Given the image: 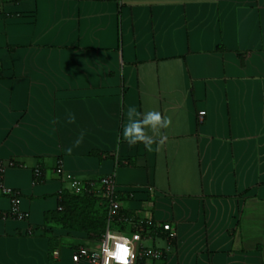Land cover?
I'll return each mask as SVG.
<instances>
[{
  "label": "crops",
  "instance_id": "1",
  "mask_svg": "<svg viewBox=\"0 0 264 264\" xmlns=\"http://www.w3.org/2000/svg\"><path fill=\"white\" fill-rule=\"evenodd\" d=\"M130 106L171 118L160 150L124 140ZM0 160L27 213L0 192V264H90L72 253L104 233L46 222L58 161L115 174L120 209L160 227L149 264H264V0H0Z\"/></svg>",
  "mask_w": 264,
  "mask_h": 264
},
{
  "label": "built area",
  "instance_id": "2",
  "mask_svg": "<svg viewBox=\"0 0 264 264\" xmlns=\"http://www.w3.org/2000/svg\"><path fill=\"white\" fill-rule=\"evenodd\" d=\"M118 4H121L122 0H115ZM205 114L204 110L198 112L199 117ZM15 165L13 160H0V192L10 198L11 209L10 213L17 219H25L27 213L21 211L17 207L18 192L12 187L5 185L2 181V176L7 167ZM53 171L55 174L67 184V189L74 194H82L84 192L101 193L107 199V222L106 230L101 237L100 246L97 250H88L83 246L76 248L71 256L73 262H79L80 260H86L90 264H103L104 254L102 251L103 247L115 248L117 243H123L124 239L131 241L132 252L134 254V260L131 264H149L154 260H158L164 256V250L155 247L153 245H145L142 240L150 238L152 234L147 228L150 225V220L135 218L134 216L126 217L123 222L129 226L128 230L118 231L111 228L115 223L116 216L119 215L120 204L117 198V183L115 174H107L100 177L99 179L81 180L74 176L64 175V169L60 161L56 164ZM33 175L36 178L42 177L43 171L41 168H35ZM147 191H151L152 188L148 187ZM163 231H168V236L172 237L174 233L171 231L168 223L161 225ZM111 233V239L109 238ZM138 237V239H136ZM57 254V251L54 252ZM111 264H115L112 261Z\"/></svg>",
  "mask_w": 264,
  "mask_h": 264
},
{
  "label": "clouds",
  "instance_id": "3",
  "mask_svg": "<svg viewBox=\"0 0 264 264\" xmlns=\"http://www.w3.org/2000/svg\"><path fill=\"white\" fill-rule=\"evenodd\" d=\"M128 123L123 127L122 136L129 146L137 143L144 144L148 151L153 150V145H156V150H160L168 140V136L165 131L171 126V118L167 115H162L160 111L155 109L148 110L141 114L137 112L135 106H130L127 112ZM83 142V133L74 142V146H79ZM70 154L72 149H67ZM111 239V233H109ZM138 239V237H136ZM125 249L127 250L125 252ZM104 254L103 264H111L115 261V264H131L134 260V254L132 252L131 241L124 239L123 243H117L115 248L103 247Z\"/></svg>",
  "mask_w": 264,
  "mask_h": 264
},
{
  "label": "trees",
  "instance_id": "4",
  "mask_svg": "<svg viewBox=\"0 0 264 264\" xmlns=\"http://www.w3.org/2000/svg\"><path fill=\"white\" fill-rule=\"evenodd\" d=\"M107 210V199L101 193L74 194L64 189L57 207L58 213L46 216V222L85 229L100 237L106 229ZM130 216V212L120 209L114 223L124 228L127 225L123 219ZM50 218L53 220L49 221ZM147 228L152 235L160 229L153 221Z\"/></svg>",
  "mask_w": 264,
  "mask_h": 264
},
{
  "label": "snow or ice",
  "instance_id": "5",
  "mask_svg": "<svg viewBox=\"0 0 264 264\" xmlns=\"http://www.w3.org/2000/svg\"><path fill=\"white\" fill-rule=\"evenodd\" d=\"M127 250L125 249V252H126Z\"/></svg>",
  "mask_w": 264,
  "mask_h": 264
}]
</instances>
